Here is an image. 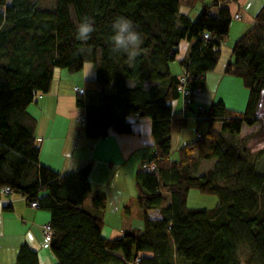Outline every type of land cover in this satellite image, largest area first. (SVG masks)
I'll return each mask as SVG.
<instances>
[{
	"label": "trees",
	"instance_id": "1",
	"mask_svg": "<svg viewBox=\"0 0 264 264\" xmlns=\"http://www.w3.org/2000/svg\"><path fill=\"white\" fill-rule=\"evenodd\" d=\"M220 1L204 3L193 20L181 12V0H56L51 11L31 0H0V197L8 187L50 213L56 264H134L138 257L140 264H264V149L254 153L230 140L244 124L263 122L264 4L234 44L225 69L249 90L245 111L223 101L200 106L207 131L180 149L178 161L172 159L173 137L188 126L172 105L181 97L180 79L188 74L189 87L203 88L230 34L232 15ZM86 15L95 19L96 31L81 42L75 26ZM118 16L132 19L142 35L134 61L111 51V24ZM184 40L192 46L178 77L170 64ZM86 63L94 65L96 78L85 82L76 105L85 112L87 138L106 137L110 130L131 133V116L149 118L153 126L150 159L157 170L144 168L135 177L144 228L116 239L103 236L107 199L93 191L90 165L63 175L42 164L38 121L28 111L40 93L51 91L56 68L74 73ZM195 98L183 99L186 111L194 110ZM215 122L223 123L221 131ZM211 160L207 173L195 174ZM192 189L216 195L219 203L208 210L189 208ZM152 210L158 218L150 216ZM15 264H40L38 253L24 244Z\"/></svg>",
	"mask_w": 264,
	"mask_h": 264
},
{
	"label": "crops",
	"instance_id": "2",
	"mask_svg": "<svg viewBox=\"0 0 264 264\" xmlns=\"http://www.w3.org/2000/svg\"><path fill=\"white\" fill-rule=\"evenodd\" d=\"M195 1L181 0V7L183 6L181 12L191 17V11L195 9L200 14L203 4L206 2L202 1L200 5H197ZM248 3L249 0L220 1V7L230 10L232 15L230 33L232 34L234 31L235 36L231 47H229V43L225 47V41L222 43L218 64L211 73L205 75L203 92L200 97L208 101L209 105L202 103L203 107H209L220 99L232 110L244 112L246 109V106L244 109V105L247 92L242 87L239 90L242 92H240L239 98L240 101L242 100V104L238 107L234 106L235 104H232L231 100L226 97L219 98L218 91L225 81L238 84L236 79H232L236 77L225 73L226 66L232 59V53L229 56L228 53L233 48V43H236L252 27L264 0H261L258 11L255 4L249 8ZM216 13L215 9L214 14ZM236 14H240V18H235ZM234 21H236L235 24ZM191 46L192 42L188 40L180 43L178 59L170 64L171 72L174 75L178 77L183 75L184 67L181 65V61L188 56ZM62 73L58 75L57 80H53L51 91L47 94L40 93L35 102L28 107L29 113L38 121L36 136L41 163L63 175L90 165L91 187L93 191L103 192L107 199L106 208L102 212L103 236L105 238L116 239L127 231H142L144 228L143 211L137 202L138 190L135 177L137 172L145 168L144 163L154 154L155 139L151 119L131 116L129 120L132 127L131 133L110 130L106 137L87 138L85 112L76 105L78 93L75 88H84L87 80L95 79L96 69L92 63H86L76 75L75 72L68 73L69 76L67 73L65 75ZM211 84L213 88L216 85L214 93L210 90ZM206 88L208 91L204 90ZM172 105L176 113H183L186 117L187 111L182 97L174 100ZM179 108L182 111L178 110ZM263 110L264 97L259 107V113ZM260 118L263 120L261 123L252 126L244 124L240 134L245 135L246 130L255 128L257 124L264 128V116H260ZM188 143L191 142H187L182 134L173 137V148L179 151ZM210 163L211 169L215 161L211 160ZM6 200H11V203ZM149 214L153 218L159 217L157 210H152ZM50 218L51 215L48 211L31 207L22 196L15 193L3 194L0 197V264H15L19 248L24 244L37 252L38 256L41 247L50 250V241L46 240L43 233L44 225L50 223ZM39 262L43 264L44 258L42 261L39 256ZM53 264L56 263L53 262Z\"/></svg>",
	"mask_w": 264,
	"mask_h": 264
},
{
	"label": "rangeland",
	"instance_id": "3",
	"mask_svg": "<svg viewBox=\"0 0 264 264\" xmlns=\"http://www.w3.org/2000/svg\"><path fill=\"white\" fill-rule=\"evenodd\" d=\"M8 1L11 2L12 0H8ZM31 1L36 6V8H38L40 10H50L51 11V10L55 9L56 0H31ZM202 1L209 3L211 0H196L195 3H197V5H200L202 3ZM181 8L183 9V6ZM197 16H199V13L197 11H195V9H192L191 17L195 20L197 18ZM235 23H236V21H234V24ZM234 36H235L234 31L232 32V34L231 33L229 34V36L227 37V39L225 40V43H224L225 47H226V45H228L227 43H229V47L232 46V42H234L233 41ZM234 44L235 43H233V46H234ZM231 53H232V49L229 50L228 56ZM68 71H69L68 69L56 68L55 72H54V74H55L54 80H57L58 75L62 72H63L62 75H65V73H67V75L69 76L68 73H70V71L69 72ZM209 73H211V72H209ZM76 74H77V72H75V75ZM232 79H236L238 81V84L229 83L227 81L223 82V84L220 86V90L218 91L219 98L226 97V98L231 100L230 102H232V104H235L234 106L238 107V106H240V104H242V100L240 101V99H239L240 98V92H241L239 90L241 89L240 87H242V89L247 92V98H246V102L244 105V109H245V106L247 105V101H248L249 90L244 86L243 80L241 78L236 77V78H232ZM215 88H216V85H215ZM215 88H213V85L211 84V89H210L211 92L214 93L216 90ZM204 90L208 91L207 88ZM229 94H231V95H229ZM218 101H220V99ZM202 103H204L207 106L209 105L208 101L204 100V98H201V97L195 98V101L193 103L194 110L193 111H187L185 113V116L188 119V126L181 133L176 134V135H181V134L184 135V137L187 139V142H192L193 140H196L198 138V133L199 132L205 133L209 127V123L207 121L201 122L200 106H202ZM178 110L182 111V109H180V108ZM259 116H264V110L259 113ZM255 126L256 127L251 129V130H249V129L246 130V132H245L246 136L244 134H240L237 138L230 137V140L237 143V144H239V142H243V145H246L248 147V149L254 150V153L263 150L264 149V128H263V126H260L258 124ZM214 128L216 130L221 131L223 128V123L216 122L214 125ZM173 149L174 150H172V159L178 161L180 159V151L177 150L176 148H173ZM202 163L203 164H201L198 167V169L195 171L196 175L205 174L210 169V166H211L210 161L207 163L205 161H203ZM6 201L8 203H11L8 200H6ZM218 203H219V198L216 195L205 194V193H202L198 189H192L189 193V197H188L189 208L208 210V209L214 208ZM39 256H40V259L42 261L44 258L43 264H53V262L56 263L55 258L53 256L51 250H49V249L45 250L44 248L41 247V249L39 250ZM248 258L249 257H247V259Z\"/></svg>",
	"mask_w": 264,
	"mask_h": 264
},
{
	"label": "clouds",
	"instance_id": "4",
	"mask_svg": "<svg viewBox=\"0 0 264 264\" xmlns=\"http://www.w3.org/2000/svg\"><path fill=\"white\" fill-rule=\"evenodd\" d=\"M256 5L257 11L261 6V0H249L248 7ZM112 35L110 36L111 51L117 54H124L129 61H134L140 54L143 38L138 31V26L134 21L126 16L116 17L112 24ZM96 31L95 19L91 16H84L76 22L75 39L87 42L91 39L92 33Z\"/></svg>",
	"mask_w": 264,
	"mask_h": 264
},
{
	"label": "built area",
	"instance_id": "5",
	"mask_svg": "<svg viewBox=\"0 0 264 264\" xmlns=\"http://www.w3.org/2000/svg\"><path fill=\"white\" fill-rule=\"evenodd\" d=\"M235 18H240V14H236ZM209 37V34H206V38ZM189 79V75H183L180 79V84L178 86V90L180 92L181 97L185 100L186 98H189L191 96L194 97H200L202 95L203 92V88L198 85L195 87H189L187 85V81ZM198 79H203V77H198ZM75 91L78 93V95H82L84 94V88H80V87H76ZM136 118H139V116H135ZM202 135L200 133H198V138H201ZM144 167L150 171V172H155L157 170V164L156 161L154 159H148L145 163H144ZM4 194L6 195H11L13 194V191L6 187L3 189ZM9 202H11V200H8ZM30 206L33 208H37L38 207V202H32L30 203ZM44 237L46 238L47 241H50L51 239V235H52V229L50 224H46L44 226ZM141 262V257H138L136 259V261L134 262V264H140Z\"/></svg>",
	"mask_w": 264,
	"mask_h": 264
}]
</instances>
